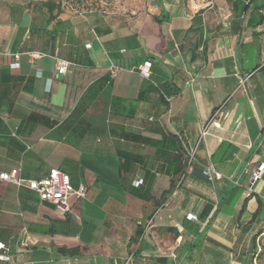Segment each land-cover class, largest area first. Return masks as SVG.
I'll return each instance as SVG.
<instances>
[{
    "label": "crops",
    "instance_id": "crops-1",
    "mask_svg": "<svg viewBox=\"0 0 264 264\" xmlns=\"http://www.w3.org/2000/svg\"><path fill=\"white\" fill-rule=\"evenodd\" d=\"M43 1L0 0V174L59 169L86 192L57 206L0 180L10 264H264V174L249 197L242 174L264 163V21L247 24L264 0H59L49 22ZM145 62L174 95L138 99Z\"/></svg>",
    "mask_w": 264,
    "mask_h": 264
},
{
    "label": "built area",
    "instance_id": "built-area-1",
    "mask_svg": "<svg viewBox=\"0 0 264 264\" xmlns=\"http://www.w3.org/2000/svg\"><path fill=\"white\" fill-rule=\"evenodd\" d=\"M96 11L100 15H123V16H135L136 11L130 9L121 4L119 0H96L95 7H88L79 10L78 13L83 14L85 12ZM86 49L90 48V44L85 45ZM43 53H30L29 58H41ZM72 64L66 60L60 58H54L55 76H63L67 73L69 67ZM11 69L18 68V58L14 56V61L9 65ZM118 68L110 64L109 73L111 77H114ZM139 74L148 79L150 76V63L145 62L138 66ZM242 174L247 176L248 185L246 187V196L249 197L253 193L254 186L264 174V163L258 162L248 164L242 169ZM203 175L208 180L218 179L221 174L217 172L213 167H206L203 170ZM0 180L13 182L18 187H25L32 192L40 202L54 204L57 206L65 205L71 198L83 197L86 192V187L83 184L74 186L70 177L59 169H51L48 173L39 179H22L18 175V170H13L9 174H0ZM141 180L135 182V185H139ZM189 220H195L194 215L188 216ZM0 262L6 264L11 263L10 249L7 245L0 242Z\"/></svg>",
    "mask_w": 264,
    "mask_h": 264
},
{
    "label": "trees",
    "instance_id": "trees-1",
    "mask_svg": "<svg viewBox=\"0 0 264 264\" xmlns=\"http://www.w3.org/2000/svg\"><path fill=\"white\" fill-rule=\"evenodd\" d=\"M78 1L79 0H72L73 4H74V2L77 3ZM95 1L96 0H92L89 5L88 4L86 5V8L95 7ZM246 1H248V3L249 2L253 3V2H259L261 0H233V8H232L233 11L245 12L248 9V5L244 4ZM58 2H59V0H45L43 2H39V3L34 5V11H36V12L45 11L48 14L47 21L49 22L51 20H54L57 17V14L59 13V10H60V4L59 3L60 2L59 3ZM262 7H263L262 5H258V6L253 7L254 12L249 15V19H248V23H247L249 27L256 28L263 23L264 14L261 13ZM54 11L56 12L55 15L53 14ZM149 63H150V76L148 79H145L146 81L141 85L140 90L138 92V99L139 100L147 99L148 96L151 93H153V94H157L160 99L166 100L171 95H174L176 93V90L173 92L172 91L168 92L165 89V86L161 87L157 84L151 83L152 63L151 62H149ZM164 105H165V107H167L166 102L164 103ZM258 150L259 149H257V151ZM181 171L182 170L179 169V172H177V173H180ZM142 183H143V180H141V183L139 185H142ZM173 187H174L173 185L170 186L169 190L167 191V194L172 192ZM165 194L166 193H164V195ZM245 206H246V202H244L242 204L240 213H242L245 210ZM209 209H210V207H207L206 209H204V211H203L204 213H202V215H206L207 212L209 211ZM260 212H261V203L259 201L256 211L252 214L251 221L256 220L259 217ZM263 231H264V228L259 232V234L262 233Z\"/></svg>",
    "mask_w": 264,
    "mask_h": 264
}]
</instances>
